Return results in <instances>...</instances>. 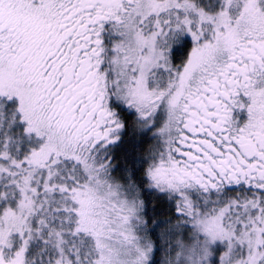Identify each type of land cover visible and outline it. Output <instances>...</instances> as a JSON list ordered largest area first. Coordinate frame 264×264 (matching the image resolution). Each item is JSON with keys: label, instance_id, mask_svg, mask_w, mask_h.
I'll use <instances>...</instances> for the list:
<instances>
[{"label": "snow or ice", "instance_id": "snow-or-ice-1", "mask_svg": "<svg viewBox=\"0 0 264 264\" xmlns=\"http://www.w3.org/2000/svg\"><path fill=\"white\" fill-rule=\"evenodd\" d=\"M0 264H264V0H0Z\"/></svg>", "mask_w": 264, "mask_h": 264}]
</instances>
